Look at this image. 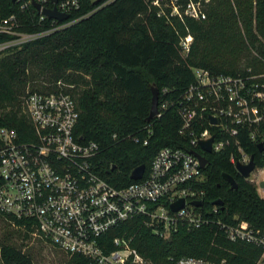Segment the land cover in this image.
<instances>
[{
	"label": "trees",
	"instance_id": "1",
	"mask_svg": "<svg viewBox=\"0 0 264 264\" xmlns=\"http://www.w3.org/2000/svg\"><path fill=\"white\" fill-rule=\"evenodd\" d=\"M203 9L200 19L166 20L145 0H80L68 12V25L0 50V125L13 127L19 139H27L31 126L21 110L22 96L28 90L67 91L77 108L74 137L97 142L98 152L92 158L95 169L112 185L126 184L132 180L133 167L143 164L147 169L157 148L182 146L185 141L178 131L180 117L174 104L145 119L151 85L157 89V101L181 96L193 81L192 67L205 68L210 74L248 76L264 84V0H208ZM11 14L18 31L38 32L50 22V18H40L27 0H0V21ZM187 32L191 42L182 53L178 40ZM13 36L0 32V42ZM57 80L73 85H58ZM202 125L216 129L204 119ZM237 127L222 149L205 153L203 177L192 183L202 192L204 222L192 229L178 222L167 236H161L144 223L142 215H136L102 235L108 248L113 247L112 236L120 235L130 237L129 244L152 264H170L181 255L251 264L258 248L229 240L217 222L232 224L242 219L264 230V197L257 193L253 180L241 176L229 160L230 154L237 157L238 145L252 156L254 168L263 165L264 122L255 128ZM250 130L254 139L249 137ZM222 172L233 177L235 186L229 185ZM217 198L221 205L212 203ZM0 219L9 226L0 232V264H34L9 239L16 232L26 236L33 228L21 227L22 220H9L1 213ZM64 264L95 263L79 253L65 252Z\"/></svg>",
	"mask_w": 264,
	"mask_h": 264
},
{
	"label": "built area",
	"instance_id": "2",
	"mask_svg": "<svg viewBox=\"0 0 264 264\" xmlns=\"http://www.w3.org/2000/svg\"><path fill=\"white\" fill-rule=\"evenodd\" d=\"M36 1L40 7L54 5L67 14L80 2ZM207 1L145 0L157 16L181 21L185 17L203 18ZM37 13L40 18L46 17ZM70 22L67 17L62 20L51 17L46 29L25 32L15 29L17 19L11 14L0 21V32L14 36L0 42V50ZM190 42L188 32L179 37L178 47L182 53L188 50ZM191 70L193 81L186 85L181 96L161 98L156 103L155 116L167 105L174 104L180 117L178 131L185 137L183 145L157 148L140 177L120 186L109 183L95 169L92 158L98 152L97 142L78 141L74 137L77 108L73 96L62 89L28 90L21 101V110L31 126L27 139H19L13 127L0 125V213L9 220H22L21 227H32L30 234L55 248L68 254L79 253L95 264H150L129 244L130 237L114 235L110 239L113 247L108 248L102 235L120 221L136 215H142L144 223L161 236H167L178 222L186 228L198 227L206 220L202 203H191V200L202 199V192L192 185L203 177L196 152L205 156L206 151L200 148L198 140L212 136L210 150L218 151L238 132L237 125L255 128L264 122L263 83L250 81L248 76L210 74L202 67ZM56 84L60 85V81ZM209 116L215 117L216 122H210ZM203 119L216 129L210 131L203 126ZM149 132L147 128V135ZM249 137L255 138L254 130H250ZM141 142L146 143V137ZM236 150L237 157L230 154L229 160L233 165L236 161L246 163L249 155L238 145ZM261 167L264 168V163ZM260 189L263 194L259 195L264 197V183ZM180 197L183 205L171 210L169 204ZM212 210L215 211V207ZM217 222L229 240L258 248L251 264H264V230L242 219L232 224ZM170 264L231 263L224 258L181 255Z\"/></svg>",
	"mask_w": 264,
	"mask_h": 264
},
{
	"label": "water",
	"instance_id": "3",
	"mask_svg": "<svg viewBox=\"0 0 264 264\" xmlns=\"http://www.w3.org/2000/svg\"><path fill=\"white\" fill-rule=\"evenodd\" d=\"M51 2H54L55 0H49ZM29 2L31 3V5L35 8V10L37 12H41L43 15H45L47 18H56L57 20H62L64 18L67 17V13L66 12H62L59 11L55 8L54 5L52 6H42L40 7V4L38 1L36 0H29ZM156 103H157V89L154 85L150 86V101H149V108H148V112L147 115L145 116V119H150L151 117H153L156 113H157V108H156ZM209 121L212 123L216 122L215 117L213 116H209ZM212 140V136H208L207 138L204 139H199L198 143L199 146L202 150L209 152L210 151V142ZM258 145V149L262 150V146H261V142H257ZM196 155L199 159V164L201 167H203L206 163V157L198 154L196 152ZM234 167L236 169V171L243 177H248L251 170L254 168V161L251 155H249V160L246 163H241L236 161L234 164ZM144 167L143 164H138L135 167H133L129 173V177L130 178H138L140 177V175L142 174ZM222 177L229 183V185L235 186V181L233 179V177L226 173V172H222ZM263 185V181L261 180L259 182V186ZM191 203L194 205H200L202 203L201 200L196 199V200H191ZM214 204H220L222 203L220 198L214 199L213 202ZM183 205V198H177L176 200H174L173 202H171L169 204V208L171 210H176L179 207H181Z\"/></svg>",
	"mask_w": 264,
	"mask_h": 264
},
{
	"label": "rangeland",
	"instance_id": "4",
	"mask_svg": "<svg viewBox=\"0 0 264 264\" xmlns=\"http://www.w3.org/2000/svg\"><path fill=\"white\" fill-rule=\"evenodd\" d=\"M241 62L243 63V61ZM73 72L76 71L73 70ZM85 76L87 77V75ZM61 84L69 87H72L73 85L71 83L65 82H61ZM79 86L81 87V84ZM248 177L256 184L257 193L263 194L258 184L261 180L264 183V168L261 167L253 169ZM6 229H9V226L0 219V232ZM9 239L13 245L19 247L21 250L29 254L34 264H64L65 252L53 247L47 242H44L38 236L32 235L30 233H28L26 236H22L16 232L15 234L10 235ZM148 261L150 260L148 259ZM150 264L152 263L150 262Z\"/></svg>",
	"mask_w": 264,
	"mask_h": 264
}]
</instances>
